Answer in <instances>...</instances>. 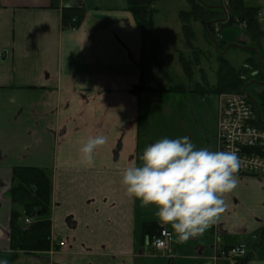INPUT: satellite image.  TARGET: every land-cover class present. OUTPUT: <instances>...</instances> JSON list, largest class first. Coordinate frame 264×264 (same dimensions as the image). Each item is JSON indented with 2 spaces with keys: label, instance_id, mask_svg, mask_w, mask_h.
Returning a JSON list of instances; mask_svg holds the SVG:
<instances>
[{
  "label": "crops",
  "instance_id": "obj_1",
  "mask_svg": "<svg viewBox=\"0 0 264 264\" xmlns=\"http://www.w3.org/2000/svg\"><path fill=\"white\" fill-rule=\"evenodd\" d=\"M247 5L260 7L264 30V0ZM66 8L85 11L78 28L63 27ZM261 46L264 52V37ZM156 65L143 51L128 0H0V261L227 264L217 254L246 244L245 264H264V176L237 174L218 223L184 242L153 206L126 196L122 171L161 138L187 136L198 149L218 151L217 94L132 91ZM97 134L108 143L95 152L94 166L85 167L81 143ZM17 166L50 174L54 243L48 251L11 248L12 213L23 211L11 198ZM147 222L173 232L171 253L154 250L143 232Z\"/></svg>",
  "mask_w": 264,
  "mask_h": 264
},
{
  "label": "trees",
  "instance_id": "obj_2",
  "mask_svg": "<svg viewBox=\"0 0 264 264\" xmlns=\"http://www.w3.org/2000/svg\"><path fill=\"white\" fill-rule=\"evenodd\" d=\"M159 1L161 0H128V9L143 31V51L157 64L159 63L158 57L163 51L161 41L153 36L156 28L154 4ZM187 1L190 9L182 10L180 19L185 42L193 49L197 63H200L207 55L204 50L195 45L198 32L193 22H199L203 26L206 39L221 51H225L228 44L216 35L215 24L218 23L223 28L244 23V38L240 42L242 47L234 44L230 47H239L250 52L252 56L246 58L244 64L236 68L223 53H220L217 57L216 82L213 84L206 83L203 86L197 83L194 89L185 84H173L171 87L159 89L141 82L132 91L137 94L161 91L175 93L197 91L204 95L233 92L245 94L250 102L257 105L256 107L253 103L257 115L259 110L260 118H257L255 123L264 128V53L261 46L264 30L259 22L260 7L248 6L245 0H229L231 11L227 14L224 7L212 8L202 4L199 0ZM84 17V10L66 8L63 10V27L78 28ZM179 60L183 63L185 71L190 73L189 62L186 61L182 52H179ZM12 180L11 198L15 204L22 206L23 211L15 209L12 213L11 248L28 252L50 250L53 246L50 217L53 185L50 174L38 167L17 166L13 169ZM26 218L32 219V222L26 224ZM160 230L161 226L158 222H147L143 225V232L151 235L152 239L158 235ZM260 236H264V228ZM238 264H245V260H241Z\"/></svg>",
  "mask_w": 264,
  "mask_h": 264
},
{
  "label": "clouds",
  "instance_id": "obj_3",
  "mask_svg": "<svg viewBox=\"0 0 264 264\" xmlns=\"http://www.w3.org/2000/svg\"><path fill=\"white\" fill-rule=\"evenodd\" d=\"M107 143L104 134L88 137L79 149L81 164L93 167L95 152ZM240 167L233 151L198 149L187 136L165 137L148 145L140 163L122 171L120 182L128 198L153 206L158 220L184 242L218 223L228 207L226 194L238 186Z\"/></svg>",
  "mask_w": 264,
  "mask_h": 264
},
{
  "label": "rangeland",
  "instance_id": "obj_4",
  "mask_svg": "<svg viewBox=\"0 0 264 264\" xmlns=\"http://www.w3.org/2000/svg\"><path fill=\"white\" fill-rule=\"evenodd\" d=\"M199 1L212 8H222L227 2L226 0ZM245 3L251 5L256 3V0H246ZM154 5L156 28L153 36L161 41L163 51L158 57V66L156 65V67H152L151 75H148L146 78L145 84L147 86L163 88L167 87L166 85L185 84L194 89L197 83H200L203 86H205L206 83L213 84L216 82V71L218 67L217 57L220 53H223V55L235 65L236 68L242 66L246 58L252 56L250 52L239 48L242 47V45L239 47H230L232 44L240 45L237 43L238 38H244V30L239 26L229 25L223 27V35L225 36L224 40L229 48L227 47L225 51H221L205 38L202 25L199 22H193L196 28H200L195 45L204 50L207 55L202 58L201 64H198L195 61L193 49L188 47L185 42L180 19V12L182 10L190 9L189 2L187 0H161ZM245 47L249 48V46ZM179 51L183 53L184 58L189 62V75H186L183 63L179 60ZM164 73L171 77L170 81L167 80Z\"/></svg>",
  "mask_w": 264,
  "mask_h": 264
},
{
  "label": "built area",
  "instance_id": "obj_5",
  "mask_svg": "<svg viewBox=\"0 0 264 264\" xmlns=\"http://www.w3.org/2000/svg\"><path fill=\"white\" fill-rule=\"evenodd\" d=\"M228 2V0H227ZM226 10L230 6L226 4ZM245 25V24H244ZM215 32L221 38L220 27L215 26ZM219 98L218 120V151H233L240 160L241 167L237 174L241 176H264V128L259 127L255 121L258 115L253 103L241 93H222ZM31 219L26 218V223ZM51 240L54 241L53 235ZM64 242L60 245L64 246ZM155 250L169 251L173 246V232L161 229L152 242ZM247 255L245 244L233 245L224 248L217 254L215 260L223 259L227 264H238Z\"/></svg>",
  "mask_w": 264,
  "mask_h": 264
},
{
  "label": "water",
  "instance_id": "obj_6",
  "mask_svg": "<svg viewBox=\"0 0 264 264\" xmlns=\"http://www.w3.org/2000/svg\"><path fill=\"white\" fill-rule=\"evenodd\" d=\"M237 46H240V45L237 44ZM228 48H229V47H228ZM246 88H247V86L245 87V89H246Z\"/></svg>",
  "mask_w": 264,
  "mask_h": 264
}]
</instances>
